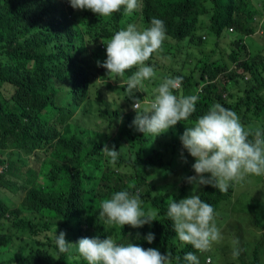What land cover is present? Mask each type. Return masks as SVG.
<instances>
[{
    "label": "trees",
    "instance_id": "16d2710c",
    "mask_svg": "<svg viewBox=\"0 0 264 264\" xmlns=\"http://www.w3.org/2000/svg\"><path fill=\"white\" fill-rule=\"evenodd\" d=\"M153 17L164 21L167 39L147 63L157 78H182L175 94L199 98L189 121L169 129L166 138L136 131L132 105L145 96L108 97L115 93L100 81L107 70L97 66L107 59L103 43L115 31L133 23L150 26ZM262 19L253 0H141L130 16L122 9L111 18L74 10L67 0H0V264H86L74 250L58 251L57 231L73 244L114 235L187 264L185 254L195 250L181 244L166 216L168 200L189 197L187 178L194 173V158L180 137L215 103L234 111L246 128L264 130V53L250 52L238 37L264 44ZM209 31L216 49L206 46ZM224 32L234 36L230 51L214 57ZM182 53L184 65L174 68ZM81 120L99 123L97 139L77 135ZM105 145L120 151L115 164L101 153ZM129 186L140 190L157 221L138 229L103 224L99 202ZM234 193V184L224 192L210 185L197 192L215 209L220 232L218 222L228 220ZM261 223L253 225L264 228ZM149 232L152 244L144 238ZM262 242L263 249L259 243L252 252L236 247L239 255H227L231 260L224 264H264ZM195 254L200 264H217L220 251Z\"/></svg>",
    "mask_w": 264,
    "mask_h": 264
},
{
    "label": "clouds",
    "instance_id": "9594fccd",
    "mask_svg": "<svg viewBox=\"0 0 264 264\" xmlns=\"http://www.w3.org/2000/svg\"><path fill=\"white\" fill-rule=\"evenodd\" d=\"M67 2L74 10H89L99 17L111 18L122 9L124 15L130 16L139 9L141 0ZM166 39L165 23L159 18L153 17L150 26L143 28L129 24L103 43L107 59L97 61V66L107 70L108 78H124L130 72L124 83L131 95L133 90L142 89L146 81L155 77V69L147 62L161 50ZM181 83L180 77H165L150 97L134 102L132 108L137 114L132 125L136 131L158 137L178 123L189 121L199 98L175 94ZM107 95L110 97L112 93ZM180 139L183 148L195 159L192 168L196 175L187 178L190 184L197 187L210 185L224 192L247 176L264 175V130L246 128L234 111L219 103L211 105L205 114L187 125ZM101 153L115 164L120 151L105 145ZM181 155L183 157V153ZM98 208L102 223L115 228L130 226L138 229L157 221V212L144 207L140 190H133V186L113 192L99 202ZM215 215L213 206L203 201L195 189L187 198L167 201L166 216L172 222L176 237L181 244L191 246L201 254L209 252L222 239ZM144 238L149 244L155 240L151 232ZM54 243L60 253L74 250L76 257L86 264H174L171 253L164 255L155 248L118 242L114 235L103 240L84 237L73 244L66 240V233L58 234L57 231ZM195 252L185 254L187 264H200ZM238 255L239 250L234 247L233 256ZM179 259L175 258L176 261Z\"/></svg>",
    "mask_w": 264,
    "mask_h": 264
},
{
    "label": "rangeland",
    "instance_id": "374dc122",
    "mask_svg": "<svg viewBox=\"0 0 264 264\" xmlns=\"http://www.w3.org/2000/svg\"><path fill=\"white\" fill-rule=\"evenodd\" d=\"M254 4L260 11L264 12V0H253ZM261 17V15H259ZM263 27H264V19L261 20ZM138 27L143 28L140 26L139 23H134ZM208 41L206 46L211 47V49H216V46L213 43L217 40L215 37V33L212 31L207 32ZM245 40V43L250 50V52L256 54L259 52L264 53V44L262 41L258 40L256 37H247L245 38L242 35H238ZM222 40L220 41L219 46H217V51L213 52L212 56L218 57L220 53H222V49L229 52L231 46V41L234 39V36L224 32L221 36ZM200 53L195 49V56L198 57ZM186 55L182 53L176 61L173 63L174 68H181L185 63ZM204 59L208 58L206 53H204ZM196 61L193 59L192 63ZM100 79V78H99ZM101 82L104 81L105 84L109 86L110 89L114 91L115 94H112V99H124L126 96L130 98L136 95V93H141L145 97H150L152 95L153 89L162 81L161 78H157L155 75V79L151 81H146L145 85L142 89L134 90L133 93L130 95L127 91L126 84L124 83L125 80L117 79V78H106L104 80H100ZM123 87L126 90H122ZM116 95V96H115ZM118 103H121L119 100ZM83 127H78L77 135L83 141H90L97 139V135L93 133V131L101 132V129L98 128L99 123L95 124L93 122L88 123L86 120L80 121ZM169 135L168 133L162 134V138H166ZM186 158V156L184 157ZM195 161V159H194ZM189 163V162H188ZM190 164V163H189ZM196 173L194 172L192 176H195ZM209 175V174H206ZM191 177V176H190ZM191 188L188 189V195H193L194 189L196 190V194L201 186L197 187L196 185L190 184ZM234 198L233 204L231 206V214L226 222H222L221 220L218 222L219 225H222L221 235L222 239L213 245L214 249H218L220 251L219 260L217 264H224L223 260H231L233 258V249L235 247L249 249V252H252L256 244L261 243V247L263 249V242L262 238H264V228L260 227L258 229L256 226L253 225L254 222H262L261 224L264 225V182H263V175L261 176H247L244 180L240 181L239 183L234 184ZM2 197H7V195L2 194ZM10 199V198H9ZM11 200V199H10ZM13 205L14 202L11 200ZM238 214L239 216L236 217L235 215ZM249 214H252L250 216ZM251 239V242L246 241L245 239ZM238 242L237 244H234ZM218 247H223V251ZM250 247V248H249ZM227 255H229V258ZM262 259L264 261V254L262 255Z\"/></svg>",
    "mask_w": 264,
    "mask_h": 264
},
{
    "label": "built area",
    "instance_id": "2783aa9c",
    "mask_svg": "<svg viewBox=\"0 0 264 264\" xmlns=\"http://www.w3.org/2000/svg\"><path fill=\"white\" fill-rule=\"evenodd\" d=\"M246 80H247V79H246ZM207 262L210 263V262H211V258H208V259H207Z\"/></svg>",
    "mask_w": 264,
    "mask_h": 264
}]
</instances>
